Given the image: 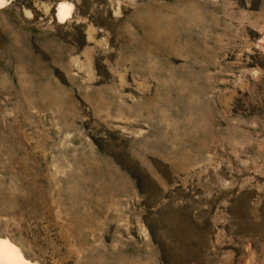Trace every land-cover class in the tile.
Here are the masks:
<instances>
[{"label":"rangeland","instance_id":"rangeland-1","mask_svg":"<svg viewBox=\"0 0 264 264\" xmlns=\"http://www.w3.org/2000/svg\"><path fill=\"white\" fill-rule=\"evenodd\" d=\"M4 1L0 237L34 264H264V0Z\"/></svg>","mask_w":264,"mask_h":264},{"label":"bare ground","instance_id":"bare-ground-1","mask_svg":"<svg viewBox=\"0 0 264 264\" xmlns=\"http://www.w3.org/2000/svg\"><path fill=\"white\" fill-rule=\"evenodd\" d=\"M5 1L0 0V7H3ZM71 13V6L66 2H61L57 8V17L59 21H66ZM0 264H34L26 259L21 249L9 238L0 237Z\"/></svg>","mask_w":264,"mask_h":264}]
</instances>
